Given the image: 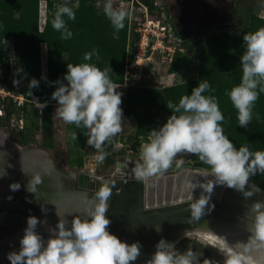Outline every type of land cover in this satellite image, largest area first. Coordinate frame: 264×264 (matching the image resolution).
I'll list each match as a JSON object with an SVG mask.
<instances>
[{"label":"clouds","instance_id":"1","mask_svg":"<svg viewBox=\"0 0 264 264\" xmlns=\"http://www.w3.org/2000/svg\"><path fill=\"white\" fill-rule=\"evenodd\" d=\"M104 13L117 31L124 28V20L129 15L124 10L114 9L111 0L105 3ZM65 16L68 20H75V12L67 4L58 6L51 22L63 40L73 35ZM242 39L245 51L240 57L241 81L226 95L237 111L239 127H247L253 118L255 103L260 93H264V27L244 34ZM93 55L99 59L94 49L84 54V61H91ZM110 73V68L101 70L92 63H69L63 80L52 82L57 85L51 97L57 102L56 115L67 124L87 129V143L97 150L95 158L99 162L106 156L105 143L122 131L123 123L120 107L122 93L117 91L120 86L111 79ZM18 83L14 81V84ZM28 87L38 88L39 81L32 79ZM209 91L215 90L207 80H203L191 95L182 96L178 104L167 102L166 106L173 114L166 123L151 131L148 142L141 146V163L134 169L138 179L146 178L169 169L180 153L196 155L214 177V180L199 184L203 192L198 199H194L192 193L189 195V199L193 200L189 205L191 217L197 220L205 214L216 185H226L250 197L253 192L260 191L256 186L252 191H244L250 178L258 173L264 174V151H251L247 146L237 149L234 146L221 126L225 117L217 98L204 95ZM40 105L42 109L47 106L46 103ZM5 174L2 171L0 176ZM35 180L40 183L39 176ZM19 187L18 184L10 186L13 191L19 190ZM111 196L112 189L106 183L102 184L89 200L86 214L74 216L70 222L60 219L55 229H49L47 240L36 232L37 225L42 222L35 216H29L19 251L7 256L10 264H133L140 257L142 246L139 242H122L108 231L111 221L106 213ZM250 213L254 215L249 229L252 233L250 243L256 248H264V203H254ZM156 230L160 231L159 227ZM155 247L146 264H198L191 249L179 252L174 243L164 239ZM236 247L243 248L245 253L249 251L244 244ZM203 264L216 262L204 259ZM224 264H253V261L250 256L228 248Z\"/></svg>","mask_w":264,"mask_h":264},{"label":"trees","instance_id":"2","mask_svg":"<svg viewBox=\"0 0 264 264\" xmlns=\"http://www.w3.org/2000/svg\"><path fill=\"white\" fill-rule=\"evenodd\" d=\"M40 0H0V62L2 61V43L11 39L18 64L16 72L22 75L20 89L25 102L21 108H16L11 99L3 107L4 116L0 123L8 122L20 111L24 120L22 143H27L28 132L40 129L44 134L51 135L53 111L57 102L53 100L52 93L57 85L52 82L63 80L67 72V64L92 63L101 70L111 69V79L115 83L123 80V66L126 55L128 34V17L124 20V28L117 31L104 13L96 7L100 0H76V6L71 7L75 12V20L64 17L68 29L73 33L67 40L61 39V33L52 27V20L56 11L54 0L46 1L48 12L44 29L38 31V4ZM129 1V0H119ZM147 7L150 13L157 8L155 0H137ZM65 5V4H61ZM128 13V10H125ZM264 27V19L250 13L246 14L244 23L239 31L235 28L220 27L184 40V47L195 43L198 37L202 47L197 59V76L183 83L174 84L164 88L129 87L124 91V99L120 105L123 119L136 121V138L147 141L152 130L158 129L160 123L156 111H164L170 116L173 114L166 106L168 101L178 104L184 95H191L192 90L199 82L207 80L214 92H205L204 95H214L219 103L225 119L222 123L224 134L234 146L239 149L247 146L251 151H264V93H260L253 109V118L247 127H239L237 111L233 107L226 92L238 85L241 81L242 70L240 57L245 51L243 35ZM46 47L47 76L41 75L40 45ZM97 50L99 59L93 55L91 61H84L85 53ZM134 52V47H131ZM184 57L177 53L175 61L169 67V72L176 73L178 58ZM22 70V71H21ZM10 68L6 63L2 66L4 80L7 79ZM32 79L39 81V87L29 89ZM121 92L123 90L121 89ZM38 100L46 107L37 109L32 100ZM6 102H0V107ZM78 147L88 141V131L84 127H75ZM194 166L210 171L207 165L191 154ZM105 160V161H104ZM105 166L115 163V158L107 156ZM264 190V174L258 173L250 178ZM184 240V239H183ZM182 240L175 246L180 247Z\"/></svg>","mask_w":264,"mask_h":264},{"label":"water","instance_id":"3","mask_svg":"<svg viewBox=\"0 0 264 264\" xmlns=\"http://www.w3.org/2000/svg\"><path fill=\"white\" fill-rule=\"evenodd\" d=\"M184 168L205 172L209 180H214L210 171L194 165L176 167L172 163L169 169L180 171ZM2 171L6 174L0 176V264H10L8 254L19 251L29 216L42 222L37 225L36 232L47 240L49 229H55L60 219L70 222L74 216L85 215L89 200L105 183L112 189L106 213L111 221L108 231L122 242H139L142 246L141 255L133 264H146L161 239L176 246L199 231L218 235L235 248L244 244L249 248L246 254L255 262H264V248L250 243L252 233L249 229L254 220L250 208L256 202L264 203V191L252 182L244 191H252L253 186L260 191L253 192L250 197L226 185H216L205 214L197 220L191 217L189 205L193 200L189 195L192 193L193 198L198 199L203 192L198 186L207 181L196 183L195 189L179 181L175 186L180 198H175L173 203L157 205L152 201V194L161 183L150 185V177L143 180L132 175L135 172L131 170L130 160L122 156L116 160L114 177L95 178L83 172L62 170L43 151L21 147L0 131V173ZM127 172L131 179L117 176ZM37 176L40 178L38 184ZM13 184H18L19 190H11ZM237 249L243 251V248Z\"/></svg>","mask_w":264,"mask_h":264},{"label":"rangeland","instance_id":"4","mask_svg":"<svg viewBox=\"0 0 264 264\" xmlns=\"http://www.w3.org/2000/svg\"><path fill=\"white\" fill-rule=\"evenodd\" d=\"M174 1L176 0H155L154 4L159 8V10L154 11L152 14H148L157 16L159 20L163 22L160 12H162L163 9H166L167 6ZM178 1L184 2L187 0ZM54 2L55 11H57L58 6L61 4H67L69 7L76 6V0H54ZM106 2L107 0H100L96 4V7L104 10ZM111 3L114 9H120L124 11L127 9L128 13H130V8L132 5L134 6L133 8L136 12L141 10V7L137 4L136 0H111ZM207 4V9L204 14L200 31H198L195 36L201 34L203 35L208 31H212L220 27L235 28V32H237L244 23L246 14L248 13L264 19V0H207ZM47 14L48 12L46 7L43 5V0H40L38 4L37 24L39 32L44 29ZM137 40L138 36L134 33L133 29L128 28L126 47H132L137 42ZM9 43V39L4 40L2 43L3 54L2 61L0 62V89H4L11 95H16L17 91L20 89V84L22 81V75L16 72L18 66L16 57H13L12 59V64H15L12 65L13 69H10L6 80H4L2 73V66L6 63L9 64ZM201 47L202 43L198 37L195 43L192 42L189 44V46L184 47L183 53L179 52L183 54L184 57L178 58L176 60L178 63V69L176 73H171L168 71L170 66L168 67L166 64L163 65L159 63L157 65L158 72L154 73V76L161 84H156L155 86L158 88H164L194 79L197 76L196 62ZM40 59L41 75L43 78H46V47L44 44L40 45ZM154 60H156L158 63L160 61V55H156ZM174 61L175 57L172 63H174ZM14 81H19V83L14 84ZM118 92L122 93L121 99H124V91L121 92V90H118ZM32 101L39 103V101L36 99ZM5 106L6 105H4V107ZM56 107L57 105L54 107L53 111V123L50 136L44 134L40 129H38L36 131L28 132V136L26 138L27 143L23 144L21 139L23 137V134L21 135L22 130H19L16 121H14L16 118H10L8 122L4 120L2 123H0V131H3L11 141L17 143L21 147L43 151L48 156V158L51 159V161H53V163L62 170L79 173L83 172L88 174L90 169H96V178L106 179L114 177L115 164L118 157L122 156L129 159L131 170H134L136 165L141 163V146L148 142V140L143 141L142 139L136 138V121L134 119H123L122 131L113 137L109 142L105 143V159L107 156L115 158L114 164L105 166V162L96 161L95 157L97 150L94 147L89 146L87 142L83 143L82 147H78V140L75 130L76 126L74 124H67L61 118H59L55 113ZM155 113L160 126L166 123L167 118L169 117L168 113L164 111H156ZM15 117L19 119L22 118L20 111H18ZM174 160L173 163L176 167L194 165L191 159V154L189 153H180L174 158ZM181 160L183 163H179ZM177 188L178 187L171 186L169 184H161L159 189H155V191H153V203L157 205H165L167 204L166 202L173 203L175 198L177 200L181 195ZM176 249L179 252H184L188 249H191L195 253L198 264H203L204 259L214 261L216 264H224L226 252H224L223 249L213 244L211 245L201 242L196 238H185L182 240L180 247Z\"/></svg>","mask_w":264,"mask_h":264},{"label":"built area","instance_id":"5","mask_svg":"<svg viewBox=\"0 0 264 264\" xmlns=\"http://www.w3.org/2000/svg\"><path fill=\"white\" fill-rule=\"evenodd\" d=\"M136 2L141 7V10L136 12L133 8L134 6H131L130 13H128V28L133 29L138 36V40L133 45L134 52H131V47L126 49L123 80L121 83H117L120 86L117 91L121 89L126 91L129 87L158 88L155 85L161 83L154 76V73L158 72L157 65L160 63L169 67L174 60L176 52H184V45L172 36L168 27L157 16L149 15L148 13L150 12L147 7L137 0ZM43 5L46 7L45 0H43ZM9 42L8 58L9 68L11 69L12 65L15 64H12L15 51L11 39H9ZM158 54L160 55V61L157 63L154 59ZM8 99H11L16 108H21L25 102L22 94L11 95L1 88L0 102L5 101L6 103L0 107V117L4 116L3 107L8 104ZM31 103L39 109L40 113L41 103H36L35 101H31ZM13 118H16L14 121H16L19 130H22L24 127L23 118ZM88 175L96 178V169H90Z\"/></svg>","mask_w":264,"mask_h":264},{"label":"flooded vegetation","instance_id":"6","mask_svg":"<svg viewBox=\"0 0 264 264\" xmlns=\"http://www.w3.org/2000/svg\"><path fill=\"white\" fill-rule=\"evenodd\" d=\"M207 5V0H176L163 9L160 16L170 33L183 44L200 31Z\"/></svg>","mask_w":264,"mask_h":264},{"label":"bare ground","instance_id":"7","mask_svg":"<svg viewBox=\"0 0 264 264\" xmlns=\"http://www.w3.org/2000/svg\"><path fill=\"white\" fill-rule=\"evenodd\" d=\"M135 173H133L132 175H134ZM121 178L125 179H131L130 174L127 172L124 176L123 175H117ZM147 179V178H143ZM152 180L150 181V185H156V184H169L171 186H175V184L179 183V181H183L185 183V185L187 186H193L196 185V183H199L200 181L202 182H206L209 180V176L207 173L205 172H200L194 169H188V168H184L180 171H172L170 169H167L166 171H163V173H157L154 174L153 176H150V179ZM184 185V184H182ZM188 235V234H187ZM194 235L192 237L200 240L201 242L207 243V244H213L216 245L218 247H220L221 249H223L224 252L227 253L228 248H231L233 251L236 252H240L245 256H249L248 254L244 253L243 251H241L240 249L235 248L234 246H232L231 244H229L228 242L224 241L221 237H219L218 235L209 233V232H195ZM191 237V236H188ZM253 264H264L260 263V262H255L253 259Z\"/></svg>","mask_w":264,"mask_h":264}]
</instances>
